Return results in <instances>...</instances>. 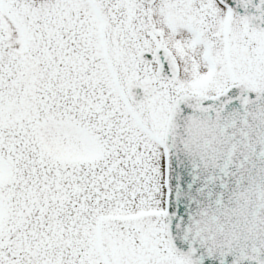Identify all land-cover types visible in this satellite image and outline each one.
<instances>
[{"label":"snow or ice","instance_id":"obj_1","mask_svg":"<svg viewBox=\"0 0 264 264\" xmlns=\"http://www.w3.org/2000/svg\"><path fill=\"white\" fill-rule=\"evenodd\" d=\"M0 264H264V0H0Z\"/></svg>","mask_w":264,"mask_h":264}]
</instances>
